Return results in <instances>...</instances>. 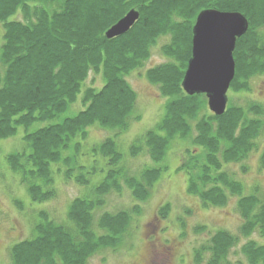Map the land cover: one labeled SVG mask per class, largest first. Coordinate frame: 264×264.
Returning a JSON list of instances; mask_svg holds the SVG:
<instances>
[{
  "label": "trees",
  "instance_id": "16d2710c",
  "mask_svg": "<svg viewBox=\"0 0 264 264\" xmlns=\"http://www.w3.org/2000/svg\"><path fill=\"white\" fill-rule=\"evenodd\" d=\"M131 9L139 12L135 24L127 33L107 39V29ZM205 9L246 17L248 29L233 51L235 76L229 89L250 92L251 79L264 74V0H0V138L12 136L19 126L54 120L79 93L84 106L60 122L25 133L21 151L5 157L9 169L20 176L33 201L45 202L56 194L57 175L86 186L101 157L109 167L88 193L71 200L65 220L57 222L41 211L31 237L11 246V264H86L99 249L117 248L141 205L99 216L95 209L111 192L120 193L123 185L136 201L146 202L166 170L163 164L174 138L193 144L178 167L187 176V192L205 207H223L237 197L242 221L237 234L224 229L211 234L195 250V262L223 264L240 236L257 234L264 239V195L258 188L243 194V184L223 169L256 150L264 134V105L230 102L217 116L208 109L204 94L187 95L182 88L193 26ZM10 16L14 18L8 20ZM160 39H166L159 51L167 60L147 68L145 76L167 98L164 114L129 147L132 157L146 152L153 165L138 174L125 171L114 137L90 148L95 166L80 164L90 125L121 132L132 119H139L133 116L137 95L127 78L144 67ZM91 73L101 76L100 87H85ZM60 165L66 166L63 173ZM259 165L264 169V149ZM170 209L166 203L158 215L166 218ZM240 250L248 264H264V244L250 239Z\"/></svg>",
  "mask_w": 264,
  "mask_h": 264
},
{
  "label": "rangeland",
  "instance_id": "374dc122",
  "mask_svg": "<svg viewBox=\"0 0 264 264\" xmlns=\"http://www.w3.org/2000/svg\"><path fill=\"white\" fill-rule=\"evenodd\" d=\"M51 7L56 8L55 5ZM13 18L10 16L8 20ZM16 19L21 20L22 17L18 14ZM165 40L160 39L144 67L132 72L127 78L137 95L136 114L133 113V116L139 115V119H132L128 128L121 132L111 128H101L98 124H92L88 128V137L82 142L83 149L80 151L79 163L87 167L96 165V170L86 186L65 181L59 174L55 177V196L45 202L33 201L20 176L9 169L5 158L9 153L21 151L24 147L25 133L33 132L50 123L60 122L65 117L73 116L83 110L82 93H79L75 103L69 105L54 120L36 121L28 127L19 126L12 136L0 138V264H11V246L31 237L41 211L57 222L65 220L71 200L88 193L103 179L109 167L105 165L102 157V160L99 159L94 165L95 158L90 152L93 145L100 143L106 137H114L123 155L120 166L131 174H138L144 167L153 165L146 152L132 157L129 147L147 130L155 128L164 114L167 98L161 96L158 87L147 80L145 70L167 60L159 51L160 45ZM2 42L1 24L0 47ZM101 84V76L91 73L85 82V87L97 88ZM227 97V105L231 102L243 106L252 100L264 105V74H258L251 79L250 92L235 93L229 89ZM257 142L256 150H253L243 162L223 165L225 171L233 174L234 178L243 184V194L254 193V188H258L259 194L264 195V169L259 165V156L264 149V134ZM192 145L190 139L174 138L171 141L163 164L166 170L153 185L146 202L136 201L124 185L120 193L111 192L106 196L105 204L95 209L96 216L104 211L130 209L135 204L141 205V212L132 215L129 230L117 248L99 249L86 264H198L195 262V250L205 244L211 234L220 229L232 234L238 233L242 221L236 208L237 197H231L223 207H205L196 196L187 192V176L183 171L178 170V167L186 149H192ZM58 167L62 173L66 169L65 165ZM56 168L57 165L54 166V169ZM166 203L170 204L171 209L166 218H161L158 210ZM201 226H205L204 231L197 230V227ZM250 239L264 244V239L257 234L249 238L240 236L239 242L231 249L223 264H248L240 248Z\"/></svg>",
  "mask_w": 264,
  "mask_h": 264
},
{
  "label": "water",
  "instance_id": "95a60500",
  "mask_svg": "<svg viewBox=\"0 0 264 264\" xmlns=\"http://www.w3.org/2000/svg\"><path fill=\"white\" fill-rule=\"evenodd\" d=\"M139 18L129 10L105 32L107 39L127 33ZM248 29V21L239 12L216 9L200 11L192 30L191 57L182 80L187 95L204 94L208 109L217 116L226 111L227 92L235 76L233 51L236 40Z\"/></svg>",
  "mask_w": 264,
  "mask_h": 264
}]
</instances>
